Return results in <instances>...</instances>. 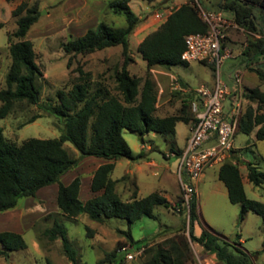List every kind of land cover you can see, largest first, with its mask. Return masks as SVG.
<instances>
[{"label": "trees", "instance_id": "trees-1", "mask_svg": "<svg viewBox=\"0 0 264 264\" xmlns=\"http://www.w3.org/2000/svg\"><path fill=\"white\" fill-rule=\"evenodd\" d=\"M8 2L13 0H6ZM131 0H111L108 6L124 16L125 23L112 26L99 21L82 35L72 37L62 43L63 50L70 56L87 54L106 47L120 46L122 64L115 69V91L111 94L106 87L90 92L85 79L75 82L67 90L57 92V103L43 105L48 113L61 119L62 132L54 138H26L20 142L7 138L0 127V212L16 207L21 197H32L43 187L57 183L56 203L59 214L75 217L86 214L90 219L103 222L110 218L126 220L128 226L143 216H153L158 206H169L167 199L159 192H151L131 200H124L116 190L117 180L111 173L115 161L120 158L134 159L145 156V151L134 155L123 137V130L137 133L141 139L149 132L171 136L175 133L178 121L193 124L196 121L190 102L196 98L194 90H188L181 97V104L175 112L159 116L156 114L157 86L151 76L155 66L171 68L177 64H188L180 55L185 49V36L190 33H204L208 26L199 15L198 7L190 2L182 3L172 10L154 30L148 32L137 45V50L149 71L141 79L129 71L133 61L129 47V36L140 22L139 17L129 6ZM154 1V0H147ZM217 9L232 14V20L246 30L264 34V0H217ZM40 15L39 2L21 0L12 10L15 27L7 30L8 70L5 74V86L0 88V120L7 116L14 102L26 101L40 104V86L37 83L41 69L31 39L26 35ZM6 25L0 21V28ZM247 64L256 63L261 55L264 58V37H248L243 49ZM70 58L67 66L70 64ZM205 62V61H202ZM250 69L264 82V66L255 64ZM80 73L82 71L78 69ZM184 85V83H182ZM250 100H256V108L247 107L240 115L237 130L246 134L255 128V139H264V112H260L264 103V92L258 87L243 92ZM41 114H34L28 122ZM69 141L77 154L67 148ZM174 144L171 142L170 149ZM181 152L175 150V154ZM85 156L105 158L93 172L91 190L99 192L86 201L79 199L80 178L63 184L60 178L75 167ZM125 175L122 179H127ZM218 178L227 189L231 203L239 204V219L243 220L248 212L262 216L264 225V203L248 198L245 194L237 157L232 150L218 169ZM247 178L255 185L264 182V173L248 164ZM180 202V200H179ZM178 202V203H179ZM177 203V204H178ZM196 217V198L190 201L188 211V233H184L185 222L174 233L161 240L142 238L132 240L129 231L124 233L127 240L137 248L144 246V264H188L190 241L200 244L209 253H215L222 264H253L250 255L236 243L219 241V237L206 228L197 236L193 232ZM94 230L86 226V235L91 237ZM42 235L49 241L59 239L64 255L71 264H83L77 249L68 238L67 228L56 215L52 224L45 228ZM264 243V240H263ZM122 247L118 242L111 251L105 252V259L112 264H121L123 256L117 257ZM26 248L23 235L11 230L0 231V254L7 257L8 251ZM48 264H52L48 262Z\"/></svg>", "mask_w": 264, "mask_h": 264}, {"label": "rangeland", "instance_id": "rangeland-1", "mask_svg": "<svg viewBox=\"0 0 264 264\" xmlns=\"http://www.w3.org/2000/svg\"><path fill=\"white\" fill-rule=\"evenodd\" d=\"M20 1L13 0L12 9ZM33 1L35 0H28L29 3ZM36 1L39 2L40 15L26 37L33 42L37 55L36 61L41 69V75L37 80L41 90L40 104H29L26 101L14 102L10 113L0 120V127H2L4 135L17 142L30 137L54 138L60 136L63 127L61 119L48 113L43 109V105L57 103V92L59 90L67 91L75 82H83V79L88 83L90 92H94L97 88L103 86L111 94L116 93L114 73L115 69L120 68L123 61L120 46L106 47L87 54H76L71 58L62 47L63 42L82 35L88 28L96 26L99 21H104L112 26L124 25V16L108 6L111 0ZM185 2L199 5L205 10L219 11L216 6L217 0H131L129 2L130 8L140 19L133 33L129 36L130 53L133 58L128 66L131 74L143 79L149 73L141 54L137 50V45L144 35L154 30L161 23L155 17V13L161 9L172 11ZM221 13L224 17H228L227 11L221 10ZM5 23L6 25L0 28V88L5 86L4 79L9 64L8 52L6 53V32L12 30L15 26V17H9ZM244 29L239 25L225 30L222 46L231 52V57L223 61L219 74L222 80H227L228 83H232V80L227 78L226 73H233L235 66L239 65L242 59H245L243 49L249 33ZM234 56L235 58H233ZM69 58L70 64L67 66ZM210 67V64L202 61L177 64L171 67L172 70L162 66L153 67V69H156V76L152 72L150 73L157 86L158 110L161 112L166 104L168 110L165 113H170L180 106V98L183 95L176 92L179 90L174 88L175 83L173 81L175 79L179 82H183L184 79L190 86L197 87L201 79L210 77L212 70ZM243 67L242 65L241 69ZM236 68H240V65ZM157 70L171 72L173 76L168 74L167 78L162 77V73ZM246 76L248 81L252 80L251 83H248L250 87L245 86L247 90L258 87L260 91L264 92V82H261L252 70L248 69ZM246 104L247 107L255 108L257 101L250 100ZM262 109L264 110V103ZM38 113L41 116L28 122L32 115ZM179 127L184 129L186 126L180 123ZM123 137L132 148H135V145L139 143V137L130 130H124ZM232 144L240 159L239 162L244 160L243 163H240L241 175H247L249 163L264 173L263 140H256L253 134H246L237 130ZM64 145L72 151L75 149L69 141H66ZM122 168L123 166H117L112 177L117 180L116 187L121 198L127 199L134 191L131 183H134L135 180L122 179L124 174ZM153 171L154 169L146 167L143 174L137 176L136 184L140 196L147 195L162 187L163 182L159 178L162 173L155 175L152 173ZM203 173H205V177L197 183L194 223L196 221L200 222L203 228H206V225L210 226L214 231L213 233L219 237L220 242L225 240L239 245L250 255L253 264H264V225L262 216L254 212H248L245 218L240 220V205L229 201L226 188L217 178V166L207 167ZM179 182L177 176L168 178L167 189H169L170 194L177 191ZM244 186L248 198L264 203V182L255 185L244 180ZM180 195L179 200L181 202L182 191ZM55 196L56 185H48L40 189L35 196L19 198L16 208L0 212V215H26L24 217L25 223L32 224V227H28L22 233L26 248L8 251L7 257L2 256L4 260H10L13 262L12 264H48V262L71 264L63 253L61 241H49L46 236L42 235L43 230L52 224L55 215L60 218L67 228L68 238L73 242L83 264H99V259H103L105 254L104 248L114 249L116 247V241H113L114 234L112 236L107 226H104L103 241L92 245V238L86 235V225L93 227L94 224L90 222L87 216L80 217L78 220L61 216L56 212ZM171 211L160 207L154 211L155 218L143 217L142 220L135 221L130 227L132 236L137 240L142 235L146 236L150 230L161 224L174 225V220L179 219L181 216L182 220L186 222L184 233L189 238L188 213L186 211L181 213ZM110 221L117 225L119 229H128V223L124 219L111 218ZM170 235L172 234L164 235L159 240ZM115 236L120 238V233H115ZM33 241L38 243L39 251L35 249ZM101 246L104 248H101ZM190 248L188 264H222L217 258L215 260L204 250L200 251L196 242L190 241ZM119 256H124V253H120Z\"/></svg>", "mask_w": 264, "mask_h": 264}, {"label": "crops", "instance_id": "crops-1", "mask_svg": "<svg viewBox=\"0 0 264 264\" xmlns=\"http://www.w3.org/2000/svg\"><path fill=\"white\" fill-rule=\"evenodd\" d=\"M12 7H13V1L8 2L6 0H0V21L6 22L9 19V17H11ZM216 12H221V11H216ZM227 18L232 20V14L230 12H228V17ZM238 26L239 25H237V27ZM244 30L247 33H249V36L252 37V38L262 37V34H260V33L251 32V31H248L246 29H244ZM142 38L140 40H142ZM140 40H139V42H140ZM244 45H246V43ZM6 50H7V47H6ZM7 52H8V50L6 51V53ZM233 58H235V56ZM241 58H243V57H241ZM198 62H201V61H198ZM240 62H241V59H240ZM255 64H259L261 66H264V58L260 55L259 59L257 60L256 63L251 62L249 64H247L245 59L244 60L242 59V62L239 64L240 68H236L237 66H239L238 64L235 66L234 71H238L241 74V76H242V88H243V91L241 92V94L239 93V90H238L237 86L233 83V81H231L232 83H228L227 80H222V77L220 76V79L222 81H224L229 87V94L227 95L226 100L224 102V110H225L226 113L230 110V107L232 106V104L237 99H240V101H241L242 113H243V111L246 110V108H247V104L246 103L248 101H250V99L245 97L243 92L245 90H247L245 86L250 87L248 85V83H251V81H252V80L248 81V79H246V77H247L246 73L248 72V69L251 70L250 69L251 65H255ZM242 65L244 66L243 69H241ZM145 66H146V63H145ZM210 68L212 69L211 73H210V77L207 78V79H201L200 80V84L197 87L190 86L184 79H183V82H179L177 79H175L173 81V83H175L174 84V88H178V90H179V91H176V92L179 95H183L188 90H195L196 88H198L200 86L213 87L214 86V82H215V72H214V68H213L212 65H211ZM170 69L172 70V68H170ZM155 71H156V69H153V68L151 69V72L153 73L154 76H156L155 75ZM157 71L162 73V75H161L162 77H166L167 78L168 74L170 76H173L171 74V72L169 73V72H167L165 70H157ZM231 73L232 72H227L226 75H227L228 79L232 80V78H231L232 74ZM177 75H179V74H177ZM172 78H174V77H172ZM182 83H184V85ZM180 100H181V98H180ZM252 101H254V100H252ZM178 105H179V103L177 104V106ZM166 106L167 105L165 104L163 106V108L161 109V112H160L158 110L159 109V103H158V99H157V102H156V114L159 115V116H165V115L173 113V112L165 113L168 110V108ZM260 112H264V110L261 109ZM180 123L185 124L186 127L184 129H182L181 127H179ZM193 124L184 123L182 121L176 122V124H175V133H174V135H171V136H164V135H160V134H158L156 132H149V133H147V134H145L143 136V139H141L140 136L137 133H135L139 137V143H138V145H135V148H132L129 145L134 155L138 154L142 150L145 151V152H149L151 150H159L166 156L167 161H160L158 159L148 158L146 156H142V157L134 158V159L120 158V159L116 160L115 164H114L113 171H114V169L117 166H123V168H122L123 171H124L123 176L128 175L129 177L127 178V180L128 179L132 180V181H133V179L135 180V181H133L134 183H131L132 187L134 188L133 189L134 191L129 196V198L124 199V200H131L134 192L136 194V197H142V196H140L138 194L139 190H138V186L136 184V180H137V176L140 175V174H143V172L145 171L146 167H148V168L154 169V171L152 173L155 174V175H158L160 172L162 173V175L159 178H160V180H162L163 185H162L161 188H159V190H154V191L159 192L169 202V206L168 207H166V206H158V207H156L154 209V211L156 209L160 208V207L165 208L167 211L173 210V207L179 202V198L181 196L180 195L181 188H180V182H179V187H178L177 191L174 192V194H170L168 192L169 189H167V187H168V185H167L168 178L171 177V176L179 177L178 173H177L179 155L175 154V150H179L180 152H182V150L185 147L186 140L188 138V135L190 134V131H191V128H192ZM255 130H256V128L251 133H249V134H253L254 138H255ZM263 141H264V139H263ZM171 142H173V144H174L173 148L175 150H171L170 149ZM212 142H213L212 140H208L206 143L210 144ZM232 150L235 153L234 148H232ZM74 152L77 154V151L75 149H74ZM235 155L237 157V163H238V167H239V171H240V163H243L244 160L239 162L240 159H239L238 155L236 153H235ZM106 162H108V160L105 159V158H101V157H96V156H85V157H82L75 167H73L71 170H69L68 172H66L65 174H63L61 176L60 181L63 184H68L75 177L78 176L80 178L79 199L84 202L88 198H90L93 195L99 193V192H97V193L93 192L91 190V180H92L93 172L96 170V168L98 166H100L101 164L106 163ZM214 166H217V178H218V169H219L220 164H213V165L209 166L208 168H212ZM113 171L111 173V176L113 174ZM240 174H241V172H240ZM204 177H205V173H202L201 177L196 182V189H197V183ZM241 178H242L243 188H244V191H245V194H246V189H245V186H244V180L246 182H250V181L248 180L247 175L246 176L241 175ZM218 180H219V178H218ZM219 181L222 182L221 180H219ZM54 184L56 185V195H57L58 184L57 183H54ZM222 184H223V182H222ZM51 185H53V184H51ZM224 187H225V185H224ZM116 190H117V187H116ZM154 191H152V192H154ZM117 192H118V190H117ZM226 192H227V189H226ZM55 207H56V212L58 213L59 212V208H58L57 203H56V196H55ZM14 208H16V207H14ZM14 208H12V209H14ZM154 211H153V216L150 217V218H155ZM179 213H181V212H179ZM25 216L26 215H0V231H2V230H11V231L18 232V233L22 234L25 229H27L28 227H32V224H27V222L25 223V221H24V217ZM61 216H63V215H61ZM84 216H87V215L86 214H80L78 216L70 217V218H72L73 220H78L80 217H84ZM178 216H180V215H178ZM143 217H149V216H143ZM87 218L90 220V222H92L94 224L93 227H90V226L86 225V226H88V227H90L91 229L94 230V233L91 236L92 241H93L92 242L93 244L91 243L92 245L103 241L104 233H105L104 232V226L105 227L107 226V228L109 229V231L112 234V236L114 234L113 241H116V244L118 242H121V243L125 242V243L122 244V247H126V250H120L122 247H120L117 250V257H120L119 256L120 253H124L123 261H122L121 264H144L143 263V256H141L142 254L139 255V256H135L133 259H126L125 258V254L127 252H132L134 249L137 248V245L131 244L129 242V240H127L126 235L124 233L119 232V231H129V235H130L131 239L136 241V239L132 236V233H131V230H130L131 225L135 221L132 222L130 226H128L127 230H123V229H119L117 227V225H115L113 222H111L110 221L111 218L110 219H106L103 222H98V221L92 220L88 216H87ZM142 218H140L138 220H142ZM174 223H175L174 225H168V224H164L163 225V224H161L158 227H155L152 230H150V232L146 236L142 235V237L139 238V239L146 238V239H152L154 241H157V240H159V238L163 237L164 235L173 234L176 229H178V228L183 226L184 221L182 220V218L180 216L179 219L177 218V219L174 220ZM206 228L209 231L214 232L213 229L210 228V226L206 225ZM202 229H203V227L201 226L200 222L198 223L196 221L193 224V232H194L195 235L198 236L201 233ZM117 232L120 233V238H117L115 236V233H117ZM139 239H137V240H139ZM57 240H59V239H57ZM122 240H124V241L122 242ZM33 244H34L35 249L37 251H39L38 243L36 241H33ZM72 244H73V242H72ZM125 244H127V245H125ZM197 245L199 246L200 251L204 250L203 247L200 244L197 243ZM73 246H74V244H73ZM101 248H104V247L101 246ZM104 249H105L104 253L106 251L113 250V248L110 249V248H106V247ZM205 252L208 253L209 256H211L212 258H215V260H217L215 253H209L207 251H205ZM2 256L3 255L0 254V264H12L13 263L10 260H7V259L4 260ZM81 262H82V260H81ZM98 263L99 264H107V263L108 264H112L110 261L105 259V254H104L103 259H99ZM52 264H55V263H52Z\"/></svg>", "mask_w": 264, "mask_h": 264}, {"label": "built area", "instance_id": "built-area-1", "mask_svg": "<svg viewBox=\"0 0 264 264\" xmlns=\"http://www.w3.org/2000/svg\"><path fill=\"white\" fill-rule=\"evenodd\" d=\"M199 15L206 22L208 29L204 33L196 32L185 36V49L180 59L185 62L205 61L211 64L215 72L213 87L200 86L194 91L196 98L190 102L194 113V122L186 144L179 154L177 173L182 191V200L173 207V211H189V204L196 198V182L203 171L213 165L226 160L233 148V137L237 131L241 110V101L237 99L226 113L224 102L229 94L228 85L220 79V66L223 61L231 57V52L222 46L225 30L237 27V24L223 16L221 12L202 9L197 5ZM171 11L161 9L155 17L164 21ZM264 37V34L262 35ZM232 81L239 93L243 91L242 76L238 71L232 73ZM208 140L213 142L207 144ZM120 250H126L122 247ZM144 246L125 254L126 259H133L143 253Z\"/></svg>", "mask_w": 264, "mask_h": 264}, {"label": "water", "instance_id": "water-1", "mask_svg": "<svg viewBox=\"0 0 264 264\" xmlns=\"http://www.w3.org/2000/svg\"><path fill=\"white\" fill-rule=\"evenodd\" d=\"M42 13V12H41ZM148 158H155L160 161H167L166 156L159 150H151L145 155Z\"/></svg>", "mask_w": 264, "mask_h": 264}]
</instances>
